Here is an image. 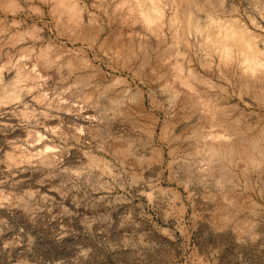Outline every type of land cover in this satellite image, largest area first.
I'll use <instances>...</instances> for the list:
<instances>
[{"label": "clouds", "instance_id": "obj_1", "mask_svg": "<svg viewBox=\"0 0 264 264\" xmlns=\"http://www.w3.org/2000/svg\"><path fill=\"white\" fill-rule=\"evenodd\" d=\"M0 264H264V0H0Z\"/></svg>", "mask_w": 264, "mask_h": 264}]
</instances>
